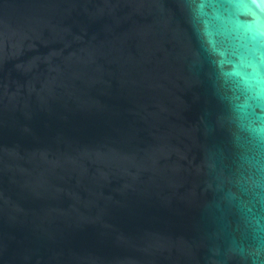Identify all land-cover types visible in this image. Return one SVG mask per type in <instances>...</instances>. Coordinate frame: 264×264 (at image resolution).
Returning a JSON list of instances; mask_svg holds the SVG:
<instances>
[{"label": "water", "instance_id": "water-1", "mask_svg": "<svg viewBox=\"0 0 264 264\" xmlns=\"http://www.w3.org/2000/svg\"><path fill=\"white\" fill-rule=\"evenodd\" d=\"M0 264H264V0H0Z\"/></svg>", "mask_w": 264, "mask_h": 264}]
</instances>
